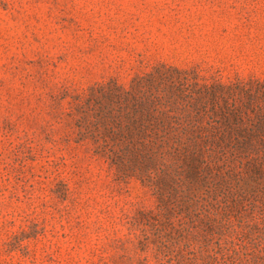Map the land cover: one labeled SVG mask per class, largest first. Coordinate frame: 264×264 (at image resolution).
I'll list each match as a JSON object with an SVG mask.
<instances>
[{
  "label": "rangeland",
  "instance_id": "374dc122",
  "mask_svg": "<svg viewBox=\"0 0 264 264\" xmlns=\"http://www.w3.org/2000/svg\"><path fill=\"white\" fill-rule=\"evenodd\" d=\"M0 264H264V0H0Z\"/></svg>",
  "mask_w": 264,
  "mask_h": 264
},
{
  "label": "trees",
  "instance_id": "16d2710c",
  "mask_svg": "<svg viewBox=\"0 0 264 264\" xmlns=\"http://www.w3.org/2000/svg\"><path fill=\"white\" fill-rule=\"evenodd\" d=\"M131 126L132 128L129 130V134L132 137L137 135L140 141H146L148 138L152 137L155 143L161 145V143H158L163 141V134H160V131H158L160 126L156 124H137L134 128L133 124H131Z\"/></svg>",
  "mask_w": 264,
  "mask_h": 264
}]
</instances>
